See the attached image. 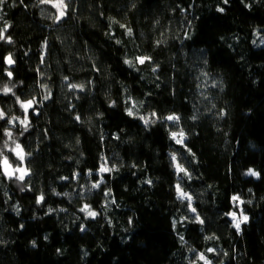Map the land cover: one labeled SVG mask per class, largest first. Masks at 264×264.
Listing matches in <instances>:
<instances>
[{
    "label": "trees",
    "instance_id": "trees-1",
    "mask_svg": "<svg viewBox=\"0 0 264 264\" xmlns=\"http://www.w3.org/2000/svg\"><path fill=\"white\" fill-rule=\"evenodd\" d=\"M58 15L40 0L0 5L12 40H0V89L37 101L24 131L0 92V150L30 172L23 184L0 172V264H264V0H71ZM133 104L155 122L128 116ZM6 128L31 153L22 165ZM241 209L238 232L226 213Z\"/></svg>",
    "mask_w": 264,
    "mask_h": 264
},
{
    "label": "snow or ice",
    "instance_id": "snow-or-ice-1",
    "mask_svg": "<svg viewBox=\"0 0 264 264\" xmlns=\"http://www.w3.org/2000/svg\"><path fill=\"white\" fill-rule=\"evenodd\" d=\"M5 2H6V0H0V5L4 4ZM70 2H71V0H67V2H66V0H40V3L51 4L52 7L57 9L58 14H59L57 16L58 20L65 16ZM227 2H228V0H224L225 4H227ZM217 11L223 12L224 9L218 8ZM113 22H115V21H113ZM8 27H10V25H7V26H5V28L0 29V40H5L7 43H12L11 37L5 36V32L7 31ZM120 27L125 28L126 26L120 25ZM126 31H127L128 35H132V30L130 28H127ZM117 43H119V41H117ZM146 61L151 62V57H149V56H143V57L138 56V57H136V63H138L140 65L145 64ZM4 62L10 68L15 63V61L12 57V54H9L8 56H6L4 58ZM124 63L127 64L129 67L135 66L132 60L126 59L124 61ZM9 68H5V72H6L7 76L9 77V79L11 80L12 72L9 70ZM156 70L157 69L155 67L152 69L153 72H155ZM65 79L67 80V78H65ZM13 87H15V86L13 85ZM13 87H9L6 84V85H4V87L2 89H0V92H2L4 95L11 94V95L15 96L16 103L19 104L20 108L24 112V118L20 119L19 117L13 116L7 120V123L15 126V122H19V124H21L23 126L24 131H27L28 127L30 125V121L28 118L29 109H34V106L37 104V101L35 100V98L30 99V100H26V101L21 100V98L18 95H16V93L13 91ZM44 87H47V86L45 85ZM69 88H78L80 91H83L84 85L71 84V85H69ZM50 97H51V93L49 92V94L46 95L44 97V99L47 100ZM134 108H136L135 104H133L132 108H129L126 110L128 116L134 117V118H139L145 124V126H147L150 123L155 122L153 119H151L149 117L137 116V113L133 111ZM156 116H157V114L155 112L151 113V117H156ZM5 118H6V113L2 109H0V120H5ZM76 119H77V121H79L80 117L76 116ZM165 119L168 121H172V122H179L180 118H179V116H176L175 114H173V115H169V116L165 117ZM4 135L6 137H8L9 140H11L12 144L14 145V147H9L8 141H5L4 148L11 151L15 155V157L20 161V163L22 165L25 161L26 156H30L31 153H26L24 151L22 145L20 143H18L15 139H13V134L9 129H7V128L4 129ZM171 139L174 140L177 144L183 145L185 135H184L183 131L173 132V133H171ZM171 158L175 164V168L177 170L178 175L180 173H183L184 175L190 176V174L187 172V170L185 168H183L180 164L175 163L176 159H177L175 154H172ZM112 170L113 169H109L106 166H101V168L99 169V171L101 173L109 172ZM0 172H2L3 175L5 177H7L8 179L14 178L17 181L21 182V184H23L25 177L30 175L29 170L22 167V166L13 167L12 163L10 162L9 158L4 154L3 150H0ZM246 175L259 178L260 174L253 169H249L248 172L246 173ZM100 183H103V180H101L98 183L93 184L92 187L98 188L100 186ZM147 183L150 184L151 181H147ZM21 191H24L23 187H21ZM176 192H177V198L178 199H180V200L187 199L189 201L188 207L191 210V212H193L195 214L196 209L194 207H192V203H191L192 197L184 192V190L182 189V187L180 186L179 183H177V185H176ZM57 195H59V193H57ZM65 195H67V194L65 193ZM231 200H232L234 206H236V207H239V205L244 203V201L240 198L239 195L232 196ZM43 201H44V195L41 194L37 197V203L40 204ZM114 202L115 201L113 200V203ZM51 211L52 210L49 209V212H51ZM81 211L85 212L88 217H91L93 219L97 216V213L95 211L90 210L88 205H85L81 209ZM226 215H228L232 219L233 226L236 228V230L238 232L240 231L241 224L246 223L248 220V217L246 215H244V213H243V209L240 210L239 217H237L236 212H229V213H226ZM185 219H187V218H185ZM195 222L200 223V224L204 223V221L202 219H200L199 215L195 216ZM175 223H176V221H173L174 225H175ZM81 231H83V228H81ZM180 238H181V240H183V236H181ZM209 239H211V237H209ZM207 251L208 252H215V249L209 248ZM197 259L200 261H203L204 264H212V261L207 259V257L204 255V253H199Z\"/></svg>",
    "mask_w": 264,
    "mask_h": 264
},
{
    "label": "rangeland",
    "instance_id": "rangeland-1",
    "mask_svg": "<svg viewBox=\"0 0 264 264\" xmlns=\"http://www.w3.org/2000/svg\"><path fill=\"white\" fill-rule=\"evenodd\" d=\"M151 118V117H150ZM151 119H153V118H151ZM175 166V165H174ZM13 167H16V166H14L13 165ZM18 175V174H17ZM186 201H188L187 199H185ZM189 202V201H188ZM191 203H192V201H191ZM191 213H193V212H191ZM194 214V213H193ZM231 219V218H230Z\"/></svg>",
    "mask_w": 264,
    "mask_h": 264
}]
</instances>
